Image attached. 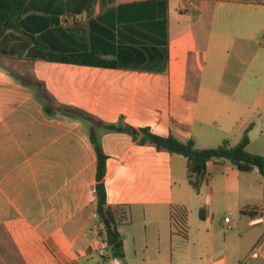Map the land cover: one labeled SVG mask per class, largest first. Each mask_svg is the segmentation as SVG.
<instances>
[{
	"label": "crops",
	"instance_id": "0c3cea01",
	"mask_svg": "<svg viewBox=\"0 0 264 264\" xmlns=\"http://www.w3.org/2000/svg\"><path fill=\"white\" fill-rule=\"evenodd\" d=\"M27 6L57 18L47 50L119 66L33 58L0 38V264H264L257 169L209 161L196 192L184 156L105 127L192 138L197 148L234 145L247 130V150L264 157V0ZM92 136L106 155L107 204L125 208V219L115 216L123 259L96 213Z\"/></svg>",
	"mask_w": 264,
	"mask_h": 264
},
{
	"label": "trees",
	"instance_id": "16d2710c",
	"mask_svg": "<svg viewBox=\"0 0 264 264\" xmlns=\"http://www.w3.org/2000/svg\"><path fill=\"white\" fill-rule=\"evenodd\" d=\"M28 0H0V38L10 37L17 41L21 51H25L29 57H40L47 60L76 63L90 66L118 67L117 60H105L92 52H75L71 54L53 53L44 46V31L57 18L46 17L43 14L28 13ZM32 43V46L29 45ZM165 51V50H164ZM110 130L124 131L129 133L139 143H150L157 149H164L171 153H177L186 158V177L189 185L199 192L206 180L207 163L209 161L227 160L231 166L240 172H249L257 169L264 176V157L247 150L249 137L247 130L241 139L234 145L228 140H223L216 147L197 148L194 139L179 140L171 134L166 136L150 132L148 129L140 131L132 126L124 124H106ZM140 134V137H139ZM92 143L96 152V213L103 223L105 219L111 225L109 230L104 224L108 235V243L112 253L119 259H123L122 241L116 230L118 221L125 219V208L123 206H110L106 200V189L104 175L106 167V155L103 153L98 142L92 136ZM200 218L204 217L203 208L199 209Z\"/></svg>",
	"mask_w": 264,
	"mask_h": 264
},
{
	"label": "built area",
	"instance_id": "2783aa9c",
	"mask_svg": "<svg viewBox=\"0 0 264 264\" xmlns=\"http://www.w3.org/2000/svg\"><path fill=\"white\" fill-rule=\"evenodd\" d=\"M259 220H261V218H257V219H254L253 221H259ZM224 222H229V219L228 218H225L224 219ZM66 264H73V263H66Z\"/></svg>",
	"mask_w": 264,
	"mask_h": 264
},
{
	"label": "water",
	"instance_id": "95a60500",
	"mask_svg": "<svg viewBox=\"0 0 264 264\" xmlns=\"http://www.w3.org/2000/svg\"><path fill=\"white\" fill-rule=\"evenodd\" d=\"M103 223L107 226V228H108L109 230L111 229V226H110V224H109V222H108L107 219H105V220L103 221Z\"/></svg>",
	"mask_w": 264,
	"mask_h": 264
},
{
	"label": "rangeland",
	"instance_id": "374dc122",
	"mask_svg": "<svg viewBox=\"0 0 264 264\" xmlns=\"http://www.w3.org/2000/svg\"><path fill=\"white\" fill-rule=\"evenodd\" d=\"M224 161H227V160H224Z\"/></svg>",
	"mask_w": 264,
	"mask_h": 264
}]
</instances>
